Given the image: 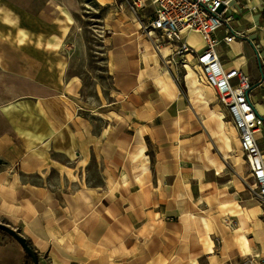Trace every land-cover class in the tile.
I'll list each match as a JSON object with an SVG mask.
<instances>
[{"label": "crops", "instance_id": "1", "mask_svg": "<svg viewBox=\"0 0 264 264\" xmlns=\"http://www.w3.org/2000/svg\"><path fill=\"white\" fill-rule=\"evenodd\" d=\"M248 2L258 10L245 7L235 17L241 38L220 42L217 51L225 68L248 74L247 63L257 66L249 99L264 117V0ZM146 5L139 16L109 10L104 17L110 88L93 101L101 125L92 130L50 113L61 134L54 138L48 124L35 127L51 133L31 144L38 153L0 136V222L26 239L38 264H236L264 255V203L248 190L238 132L212 87L197 80L195 59L186 55L184 69L183 56L172 54L175 44L162 40L154 48L157 31L140 27L154 16L150 0ZM0 6L29 30L18 0ZM45 11L30 15L33 34L52 21ZM0 30L7 34L1 21ZM195 35L202 41L196 32L183 37L200 50L190 43ZM253 41L261 44L260 59ZM169 54L170 64L162 58ZM48 75L39 84L55 83ZM4 123L23 128L13 116ZM104 148L112 155L103 156ZM0 264H25L19 243L1 234Z\"/></svg>", "mask_w": 264, "mask_h": 264}, {"label": "rangeland", "instance_id": "2", "mask_svg": "<svg viewBox=\"0 0 264 264\" xmlns=\"http://www.w3.org/2000/svg\"><path fill=\"white\" fill-rule=\"evenodd\" d=\"M18 2L28 12V19L24 20V24L28 25L29 30L20 27L19 20L11 18L12 12L0 6V21L8 29L5 35L0 30V109L4 115L0 112V125L2 133H6L0 136L15 141L22 150L38 153L36 149L30 150L31 144L33 141H42L51 133L42 130L35 132V127L48 124L54 132V138L61 134L59 125L49 116L50 113L62 116L67 122H73V119L76 122L82 120L92 130L96 129V125L103 123L99 117L101 113L93 111L96 107L93 101L96 91L101 94V89L105 91L110 88L104 49L110 39L104 38V17L109 10H116L121 15L131 12L128 0H112L107 6H99L95 0ZM40 7L46 9V14L50 15L53 22L45 19L43 25L40 23L43 30L33 34L35 27L30 15L37 14ZM57 12L60 13L54 18ZM122 27L116 25L115 30ZM157 39L159 44L163 43L158 35ZM201 42L196 35L190 39V43L194 45L201 44L200 49L204 45ZM34 48H39V53H34ZM243 53L245 54L244 51ZM221 58L226 59L223 54ZM246 69L250 78L258 72L257 66L252 62L246 64ZM48 72L54 74L55 83L39 84V76L47 77ZM67 79L69 81L64 83ZM73 81L75 83L70 86ZM255 93L256 89L253 91V94ZM87 108L95 115L91 116L90 112H85ZM8 116L16 118L23 128L4 123ZM2 143L3 140L0 141V144ZM263 144L262 136L259 139L261 148L264 147ZM9 152L14 154L12 150ZM111 155V150L103 149V156ZM121 155L122 150L119 153L115 151V156ZM2 167L3 163L0 161V168ZM88 173L95 175V166L89 165ZM251 183L249 178V191H253Z\"/></svg>", "mask_w": 264, "mask_h": 264}, {"label": "built area", "instance_id": "3", "mask_svg": "<svg viewBox=\"0 0 264 264\" xmlns=\"http://www.w3.org/2000/svg\"><path fill=\"white\" fill-rule=\"evenodd\" d=\"M148 0H128L129 11L139 16ZM249 0H150L154 16L146 26L140 27L147 34L158 33L165 42L175 44L172 54L183 56L181 67L186 69L189 60L195 59L194 72L197 80L204 81L214 90L217 100L227 110L238 132L239 147L248 166L251 186L258 200L264 203V151L259 139L264 131V117L249 99L251 81L249 75L239 67L225 68L217 47L220 42L231 43L241 38L243 32L234 27L235 17L243 8L257 11L258 6ZM222 30L220 37L218 31ZM186 32L199 34L203 47L194 49L184 39ZM157 38V37H156ZM159 43L154 48L159 51ZM260 59L261 44L252 42ZM171 63V54L162 56ZM236 264H264V255H254Z\"/></svg>", "mask_w": 264, "mask_h": 264}, {"label": "water", "instance_id": "4", "mask_svg": "<svg viewBox=\"0 0 264 264\" xmlns=\"http://www.w3.org/2000/svg\"><path fill=\"white\" fill-rule=\"evenodd\" d=\"M263 79V75H262ZM0 230L6 232L9 234L15 241L19 243L21 248L25 251V253L30 256L32 260V264H38V257L37 254L34 252V250L28 245L26 239L19 234L14 228L8 226L5 223L0 222Z\"/></svg>", "mask_w": 264, "mask_h": 264}, {"label": "trees", "instance_id": "5", "mask_svg": "<svg viewBox=\"0 0 264 264\" xmlns=\"http://www.w3.org/2000/svg\"><path fill=\"white\" fill-rule=\"evenodd\" d=\"M0 234L3 235V236H7V237H10L12 238L9 234H7L6 232L0 230ZM28 245L30 246V244L28 243ZM31 247V246H30ZM23 254H24V258H25V264H32V260L30 258V256H28L25 251L23 250Z\"/></svg>", "mask_w": 264, "mask_h": 264}, {"label": "bare ground", "instance_id": "6", "mask_svg": "<svg viewBox=\"0 0 264 264\" xmlns=\"http://www.w3.org/2000/svg\"><path fill=\"white\" fill-rule=\"evenodd\" d=\"M60 12H57V14L55 15V17L54 18H56L57 16H58V14H59ZM194 33V32H193ZM0 112H1V114L3 115V113H2V110L0 109ZM4 116V115H3Z\"/></svg>", "mask_w": 264, "mask_h": 264}]
</instances>
